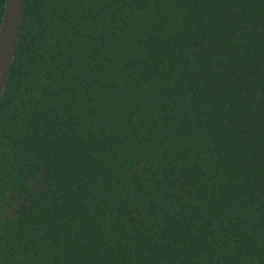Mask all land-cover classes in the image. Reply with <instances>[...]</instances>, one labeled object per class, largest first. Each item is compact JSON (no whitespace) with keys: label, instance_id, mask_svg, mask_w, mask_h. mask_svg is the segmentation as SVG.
Returning a JSON list of instances; mask_svg holds the SVG:
<instances>
[{"label":"trees","instance_id":"16d2710c","mask_svg":"<svg viewBox=\"0 0 264 264\" xmlns=\"http://www.w3.org/2000/svg\"><path fill=\"white\" fill-rule=\"evenodd\" d=\"M0 264H264V0H27Z\"/></svg>","mask_w":264,"mask_h":264},{"label":"water","instance_id":"95a60500","mask_svg":"<svg viewBox=\"0 0 264 264\" xmlns=\"http://www.w3.org/2000/svg\"><path fill=\"white\" fill-rule=\"evenodd\" d=\"M27 0H6L0 23V106L15 62Z\"/></svg>","mask_w":264,"mask_h":264}]
</instances>
